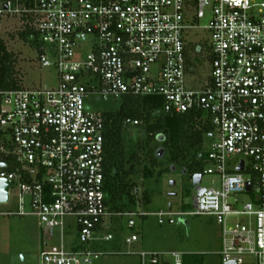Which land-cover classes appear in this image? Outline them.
<instances>
[{"label": "built area", "instance_id": "obj_1", "mask_svg": "<svg viewBox=\"0 0 264 264\" xmlns=\"http://www.w3.org/2000/svg\"><path fill=\"white\" fill-rule=\"evenodd\" d=\"M3 18L21 30L33 27L38 61L57 77L51 88L0 91V162L15 165L0 169V178L10 182L9 196L14 183L18 189L17 209L0 214L37 217L39 264H92L100 252L66 248V219L86 242L106 217L121 214L107 204L104 117L85 109L93 95L160 97L165 114L202 111L216 134L205 173L216 175L219 187L200 182L193 211L159 212L158 222L167 216L173 223L175 214L212 216L222 226V264H264V0H0ZM198 28L209 33L203 83L192 75L188 41ZM194 50L202 52L199 45ZM233 156L239 159L232 164ZM126 215L133 228L136 214ZM230 218L236 221L228 227ZM55 235L50 248L45 238ZM137 240L132 233L125 242ZM139 256L141 264L147 256L149 264H165L156 254ZM172 257L183 264L180 253Z\"/></svg>", "mask_w": 264, "mask_h": 264}, {"label": "rangeland", "instance_id": "obj_2", "mask_svg": "<svg viewBox=\"0 0 264 264\" xmlns=\"http://www.w3.org/2000/svg\"><path fill=\"white\" fill-rule=\"evenodd\" d=\"M208 16L199 21L200 25L207 23ZM19 24L14 19L3 18L0 21V39L16 57L15 70L17 77L21 79V86L25 89L51 88L57 85L56 71L53 68L42 67L38 61L37 50L21 39L18 32ZM191 57L194 59L192 75H196L198 82H205L209 74V65L206 60V46L209 43L207 30L198 28L188 32ZM199 45L202 52L195 53L194 46ZM120 100H104L98 95H93L85 100V109L93 112H109L119 107ZM143 129V128H142ZM145 138V139H144ZM143 140V152L136 146L137 140ZM123 140L126 156L136 154L131 163L137 165V174L131 179L139 189L141 196L144 191L149 194V201L138 199L135 204H126L120 215L106 217L103 227L95 234L94 239L83 242L78 229L74 226L72 217L66 221L70 227L66 229L65 246L67 249L77 247L100 252L98 258L93 260L96 264L103 258L113 261L118 259H137L141 264L140 252L156 254L158 260L165 264H173L172 253H180L182 259L185 255H194L190 264H222L220 251L223 241L222 226L214 217L208 215H172L173 223L168 222V217H163L164 222L159 223V212H187L193 211L195 188L192 186V176L185 165L170 162L168 152L163 148L162 136L147 139L142 131H137L134 126H127L123 131ZM216 140V134L205 133L201 151L211 150ZM153 153L149 156L148 151ZM151 157L157 163L151 165ZM239 157H232V164ZM208 167L203 162L201 185L213 188L219 187V179L216 175L205 173ZM151 171L152 175L145 179L143 173ZM160 172V173H159ZM248 172L244 173V177ZM18 189L16 183L10 191L9 201L0 204V213L14 212L17 209ZM239 199L248 200V194H242ZM108 200V199H107ZM24 204L28 206V198ZM128 212L135 213L133 218L135 226L127 227ZM142 214L144 216H140ZM236 218H230V227ZM135 233L138 240L128 245L125 239ZM112 235V239L106 241L103 237ZM41 232L36 216H18L15 214H0V264H39V255L42 250ZM45 241L50 248L57 246L58 236L46 237ZM246 262H253L251 257ZM149 264V257L145 259Z\"/></svg>", "mask_w": 264, "mask_h": 264}, {"label": "trees", "instance_id": "obj_3", "mask_svg": "<svg viewBox=\"0 0 264 264\" xmlns=\"http://www.w3.org/2000/svg\"><path fill=\"white\" fill-rule=\"evenodd\" d=\"M18 34L30 46L37 47L32 26L26 25ZM15 64L16 57L0 39V91L22 88ZM161 106L160 97L128 96L120 100L116 110L103 113L104 189L108 195L107 204L112 211L123 213L122 209L126 204H135L138 199L143 202L149 201V194L146 191L141 196L133 193V189L137 186L131 178L137 174L138 169L135 163H131L135 160L136 154L126 156L123 131L127 127L124 124L127 118L139 121L134 127L138 132L143 130L147 139L163 137L161 145L168 152L170 162L185 165L191 176L202 174L200 167L205 162V153L201 151V146L203 135L213 133L210 119L200 110L183 114H165L160 111ZM143 140L139 139L136 142V146L142 152ZM152 153L150 149L147 154L151 156ZM155 163H157L156 159L151 157L153 167L156 166ZM151 175L148 169L143 173L145 179ZM193 256L185 255L183 264H190L189 260Z\"/></svg>", "mask_w": 264, "mask_h": 264}, {"label": "water", "instance_id": "obj_4", "mask_svg": "<svg viewBox=\"0 0 264 264\" xmlns=\"http://www.w3.org/2000/svg\"><path fill=\"white\" fill-rule=\"evenodd\" d=\"M15 165L0 162V169H14ZM236 171L241 172L243 171V161H241V164L237 167ZM202 175L195 174L192 176V186L195 188L200 182H201ZM9 187L10 182L6 179L0 178V204H5L8 202L9 199ZM250 188V183L247 182L246 184V190L248 191Z\"/></svg>", "mask_w": 264, "mask_h": 264}, {"label": "crops", "instance_id": "obj_5", "mask_svg": "<svg viewBox=\"0 0 264 264\" xmlns=\"http://www.w3.org/2000/svg\"><path fill=\"white\" fill-rule=\"evenodd\" d=\"M8 203V202H7ZM120 261H113L112 259L107 258H103L101 259L99 262H97L96 264H138L137 259H130V260H125V259H118Z\"/></svg>", "mask_w": 264, "mask_h": 264}]
</instances>
